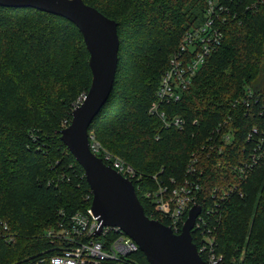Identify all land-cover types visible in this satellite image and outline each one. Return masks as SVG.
Returning a JSON list of instances; mask_svg holds the SVG:
<instances>
[{"label": "trees", "instance_id": "16d2710c", "mask_svg": "<svg viewBox=\"0 0 264 264\" xmlns=\"http://www.w3.org/2000/svg\"><path fill=\"white\" fill-rule=\"evenodd\" d=\"M84 1L117 21L119 37L113 87L88 132L145 175L134 187L146 213L151 202L142 191L156 186L151 174L179 181L197 156L202 205L214 208L205 216L217 264H264V156L245 178L232 168L264 133V0L235 12L180 99L164 104L185 117L181 129L148 108L182 34L201 20L203 0ZM88 57L67 18L0 5V264H48L55 243L46 230L57 226L60 211L90 205L84 170L60 138L72 102L90 85ZM247 89L253 95L245 103ZM219 123L235 128L221 150L211 146ZM191 232L198 245L199 233ZM130 256L149 264L141 250Z\"/></svg>", "mask_w": 264, "mask_h": 264}, {"label": "built area", "instance_id": "2783aa9c", "mask_svg": "<svg viewBox=\"0 0 264 264\" xmlns=\"http://www.w3.org/2000/svg\"><path fill=\"white\" fill-rule=\"evenodd\" d=\"M246 1L253 5L263 0H203L201 20L187 28L182 34L168 59V65L160 75L155 98L148 108L150 113L160 117L165 126L177 129L184 127L185 117L178 113L169 114L163 106L180 99L206 57L222 41L225 24ZM84 94L81 95L80 101ZM251 95L253 91L247 89V95L242 98L243 102L247 103ZM234 100L238 102V98ZM193 122H196V119ZM216 131L219 134L218 142L211 143V146L221 150L222 145L232 141L235 128L224 127L223 123H219ZM256 131L257 128L254 126L248 132V138L252 132ZM89 144L91 150L105 163L129 178L133 184L136 183L139 189L141 188L145 175L138 172L130 162L102 146L91 133ZM262 156H264V133L254 141L249 158L235 163L232 168L237 171L239 178H245ZM196 161L197 156L195 155L188 159L186 174L179 181L174 177H169L167 180L159 179L157 174H151L156 181V186L151 189L143 188L142 194L151 202L149 212L145 213L150 218L166 221L164 223L169 225L174 232H180L189 207L193 203H199L201 211L193 226V229L199 233L197 249L201 257L204 256L202 258L204 264H217L221 259V254H217L214 250V239L209 233L210 229L205 216L207 213L210 214L214 208L202 205L204 196H201L199 184L201 171L195 169ZM233 186L223 190L221 196H227L236 185ZM213 192L216 193L215 188ZM60 212L62 219L57 226L48 228L45 233L55 243L53 252L47 257L48 264H139L130 256L140 250L139 245L121 228L105 225L99 233L94 234L97 219L90 205L85 210H77L68 215H64L63 211ZM110 233L113 234L109 236Z\"/></svg>", "mask_w": 264, "mask_h": 264}, {"label": "water", "instance_id": "95a60500", "mask_svg": "<svg viewBox=\"0 0 264 264\" xmlns=\"http://www.w3.org/2000/svg\"><path fill=\"white\" fill-rule=\"evenodd\" d=\"M0 5L61 15L83 35L91 81L80 103L71 109L70 122L60 129V138L82 166L92 191L90 208L97 219L94 234L105 225L118 226L138 243L149 264H204L191 232L201 205L193 203L180 232H174L164 222L150 218L133 182L90 148L88 127L106 102L117 69V21L84 0H0Z\"/></svg>", "mask_w": 264, "mask_h": 264}, {"label": "rangeland", "instance_id": "374dc122", "mask_svg": "<svg viewBox=\"0 0 264 264\" xmlns=\"http://www.w3.org/2000/svg\"><path fill=\"white\" fill-rule=\"evenodd\" d=\"M82 94H83V92H80V93L76 96V99L72 102L73 105L76 104V103H78V102L80 101V97H81ZM88 133H89V132H88ZM89 134H90V133H89Z\"/></svg>", "mask_w": 264, "mask_h": 264}]
</instances>
